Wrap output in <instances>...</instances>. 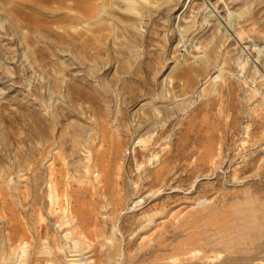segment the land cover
Masks as SVG:
<instances>
[{
    "label": "rangeland",
    "instance_id": "rangeland-1",
    "mask_svg": "<svg viewBox=\"0 0 264 264\" xmlns=\"http://www.w3.org/2000/svg\"><path fill=\"white\" fill-rule=\"evenodd\" d=\"M0 264H264V0H0Z\"/></svg>",
    "mask_w": 264,
    "mask_h": 264
},
{
    "label": "bare ground",
    "instance_id": "bare-ground-1",
    "mask_svg": "<svg viewBox=\"0 0 264 264\" xmlns=\"http://www.w3.org/2000/svg\"><path fill=\"white\" fill-rule=\"evenodd\" d=\"M205 22V21H204Z\"/></svg>",
    "mask_w": 264,
    "mask_h": 264
}]
</instances>
